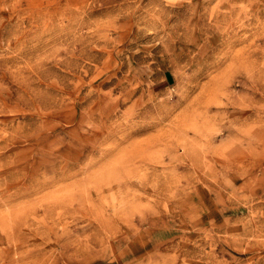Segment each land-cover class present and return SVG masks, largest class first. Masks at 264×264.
<instances>
[{
	"label": "rangeland",
	"instance_id": "obj_1",
	"mask_svg": "<svg viewBox=\"0 0 264 264\" xmlns=\"http://www.w3.org/2000/svg\"><path fill=\"white\" fill-rule=\"evenodd\" d=\"M0 264H264V0H0Z\"/></svg>",
	"mask_w": 264,
	"mask_h": 264
}]
</instances>
